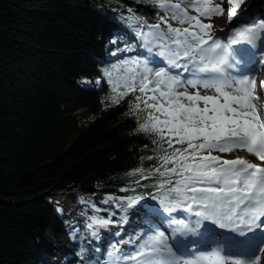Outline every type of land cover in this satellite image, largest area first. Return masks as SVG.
<instances>
[{
  "label": "trees",
  "instance_id": "1",
  "mask_svg": "<svg viewBox=\"0 0 264 264\" xmlns=\"http://www.w3.org/2000/svg\"><path fill=\"white\" fill-rule=\"evenodd\" d=\"M129 9L149 24L164 15L140 0H0V264H56L63 245L59 264H99L105 241L88 218L114 213L120 224L122 216L93 194H155V177L128 175L157 164L146 159L154 137L136 131L132 94L108 100L106 73L139 57L116 52L136 38ZM63 191L84 201L59 215L51 198ZM67 221L77 227L72 238Z\"/></svg>",
  "mask_w": 264,
  "mask_h": 264
},
{
  "label": "snow or ice",
  "instance_id": "2",
  "mask_svg": "<svg viewBox=\"0 0 264 264\" xmlns=\"http://www.w3.org/2000/svg\"><path fill=\"white\" fill-rule=\"evenodd\" d=\"M140 2L153 5L164 15L149 24L129 9V25L140 46L167 67H154L157 60L137 57L113 65L106 73L111 91L108 100L119 104L132 94L129 114L136 117V131L154 137V155L146 159L157 164L134 169L128 175L155 177L152 187L156 192L150 194L151 199L168 214L173 235L201 239L178 242L174 250L164 232L155 231L129 253L113 246L108 253L114 257L110 264H261L264 232L259 236L255 233L264 227V99L257 94L255 72L258 66L264 67V17L250 27H232L224 42L211 34L212 25L202 23V18L211 19L226 11L231 25L243 0H220L215 6L206 0ZM189 9L196 15H189ZM247 11L250 9L245 14ZM169 20L188 27H173ZM242 43L253 51L233 48ZM132 47L126 45L123 50ZM240 65L249 70L248 75L232 73ZM176 67L192 78L172 74L170 69ZM189 87L196 91L190 93ZM260 87L264 89V81ZM200 89L212 90L215 95L201 94ZM234 150L246 151L261 165L242 157L224 159L212 154ZM142 199V195L110 196L104 202H116L115 206L126 212ZM89 206L100 211L94 204ZM153 210L158 211L154 206ZM177 212H183L185 218L172 215ZM112 215L90 216L86 227L91 235L95 237L98 229L111 224ZM205 222L244 239L211 240L206 234L215 233ZM249 233L253 235L249 237ZM188 244L193 246L191 250Z\"/></svg>",
  "mask_w": 264,
  "mask_h": 264
},
{
  "label": "rangeland",
  "instance_id": "3",
  "mask_svg": "<svg viewBox=\"0 0 264 264\" xmlns=\"http://www.w3.org/2000/svg\"><path fill=\"white\" fill-rule=\"evenodd\" d=\"M206 3L209 6H215V5L220 3V0H206ZM263 6H264V0H249V1H247L246 3H244L243 10H240V9L237 10V17L233 20L231 25L228 23V16H227L226 11L223 15L213 16L211 19L202 18V23L212 25L211 34H213L214 36H217V37H218V35L219 36H225V35L229 34L230 29L233 26H235L239 21L243 20L244 17H246V16L253 17V16H256L257 13H262ZM225 7H227L226 3H225ZM249 9H250V11H247V14H245L246 10H249ZM189 15H196V12L189 9ZM220 29H225V31L221 32ZM126 45L127 46H134L131 49L135 48L134 41H132L129 38H126L122 42L119 43L120 49L118 51V54H120L121 52L124 51L123 49L126 47ZM141 49H142V52L147 53L148 56L146 57V59L154 60L155 56L150 55L149 52L147 51V49H145L143 47H141ZM180 63H182V62H180ZM188 91L191 93L193 91H196V89L189 87ZM200 91H201V94L215 95L214 91H212V90L200 89ZM212 154L213 155H220L224 159H234L237 157H242V158L247 159L249 161L261 163V161H259L255 156L247 153L246 151H242V150L232 151L229 153L228 156L227 155H221L218 152H213ZM100 199H102V198H100ZM83 201H84L83 194L80 193L79 191L63 192V198L62 199L51 198V202L54 206V209L56 210V212L59 215H62L64 213L68 212L69 208H70L69 207L70 204H78V203H82ZM143 204H144V202L141 201L136 206H134L132 208H127L126 212H122V218L124 219V221L120 226H117V225L111 223L105 228L98 229L97 233L103 239H105V238L109 239V238H111V236H114L113 239L115 241H117L115 247L119 248L121 253H123V251H125L129 247L134 246V248H135L138 245V243L140 242V240L143 239L142 236H139V235L142 234L140 232H143V230H142L143 227H141L142 226L141 224L145 223V220L132 218L133 223H129L128 215H130L131 212L136 210V209H138V210L141 209L140 206ZM153 206L158 211H163L162 209H160L158 202H155L153 205H151L152 208H148V211H150L149 212L150 219H153L154 214L158 212V211L153 210ZM179 215H184V213L183 212H177L174 214V216L177 219H180L178 217ZM125 219H126V222H125ZM65 225L67 227V230L69 231L70 236L76 232V226L74 225L73 222L67 221L65 223ZM165 232H166V236L171 237V234H172L171 228H167L165 230ZM133 235H136V237H134ZM137 236H139V237H137ZM168 243H169V245H171L169 240H168ZM67 248L68 247L66 245H63L62 247H60L57 250L56 255H57L58 259H57V261H55L56 264H59L60 261L63 259V257L67 255L66 254V252L68 251ZM109 252H110V250H106V251L102 250V255L100 258L101 264H110L112 257H109V255H108ZM261 264H264V259H262Z\"/></svg>",
  "mask_w": 264,
  "mask_h": 264
},
{
  "label": "bare ground",
  "instance_id": "4",
  "mask_svg": "<svg viewBox=\"0 0 264 264\" xmlns=\"http://www.w3.org/2000/svg\"><path fill=\"white\" fill-rule=\"evenodd\" d=\"M247 19H248V17H246ZM181 61H183V60H181ZM184 62V61H183Z\"/></svg>",
  "mask_w": 264,
  "mask_h": 264
}]
</instances>
